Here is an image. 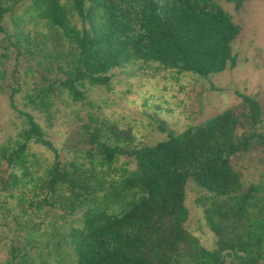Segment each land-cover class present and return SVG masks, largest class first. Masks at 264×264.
I'll return each instance as SVG.
<instances>
[{
	"label": "trees",
	"instance_id": "16d2710c",
	"mask_svg": "<svg viewBox=\"0 0 264 264\" xmlns=\"http://www.w3.org/2000/svg\"><path fill=\"white\" fill-rule=\"evenodd\" d=\"M21 1L0 0V33L3 16ZM29 1L58 45L47 53L58 75L44 76L45 84L24 96L25 105L47 118L57 93L82 100L84 85L108 87V72L127 64L153 62L201 77L234 66L231 44L240 27L213 0ZM225 1L238 9L244 0ZM237 94L239 113L223 109L150 145L135 144L130 128L90 115L77 130L83 153L69 160L59 159L35 117L10 100L23 126L0 143V171L8 169L0 195L19 208L15 223L19 216L27 222L25 243L8 247L5 264H46L29 255L31 232L34 218L53 211L60 212L59 228L68 223L65 216L80 213L64 233L47 221L49 235H39L58 264L65 256L70 264H264V191L261 183L243 184L231 163L253 142L264 146L261 110L254 97ZM29 143L52 153L36 175ZM120 155L133 166H117ZM188 181L206 193L197 203L212 248L184 227Z\"/></svg>",
	"mask_w": 264,
	"mask_h": 264
},
{
	"label": "rangeland",
	"instance_id": "374dc122",
	"mask_svg": "<svg viewBox=\"0 0 264 264\" xmlns=\"http://www.w3.org/2000/svg\"><path fill=\"white\" fill-rule=\"evenodd\" d=\"M220 5L240 29L232 42L234 66L221 72L201 77L190 72H177L161 68L153 62H135L111 69L109 85H84V98L72 101L65 93L53 97L49 118L46 114L33 110L24 104V96L33 88L45 84L44 76L58 75L51 64V47H58L46 36L50 33L43 21L34 16L30 1L17 3L3 16L5 32L0 33V143L22 128V116L10 107L9 101L17 109L31 113L45 130L48 139L58 149L61 160L80 159L85 146L79 140V126L93 117L115 122L119 127L130 128L137 145H150L164 138L167 132L177 133L185 127L231 108L239 113L243 107L237 93L254 97L260 106L258 131L264 130V0H244L235 9L233 2L213 0ZM245 127H242L244 130ZM241 128H238L240 131ZM29 153H34L38 163L32 166L34 174L42 172L43 166L52 160L51 151L39 144L29 143ZM231 163L240 174L243 184L261 183L264 191V146L252 143L248 150L231 157ZM133 166L132 159L118 156L116 165ZM0 171V176L8 169ZM205 191L192 181L185 185L184 204L187 218L186 230L206 248L214 246V236L204 222L202 207L197 199H202ZM25 205V204H24ZM19 208L11 200L4 201L0 195V264H5L7 249L11 244L25 243L27 222L19 216ZM59 211H53L34 218L37 226L31 232L32 247L29 255L35 263L58 264L52 247L44 245L39 235L48 236L51 229L45 224L53 221L59 232L76 225L80 213L65 216L68 223L59 228ZM43 222V223H42ZM29 223V222H28ZM45 233V234H44ZM52 240V239H51ZM51 242V241H50ZM61 248H66L62 243ZM51 249H48V248ZM39 253V255H38ZM65 256L60 264H70Z\"/></svg>",
	"mask_w": 264,
	"mask_h": 264
}]
</instances>
